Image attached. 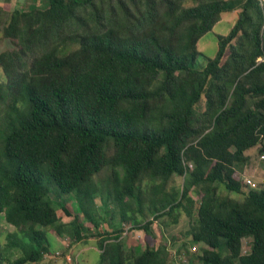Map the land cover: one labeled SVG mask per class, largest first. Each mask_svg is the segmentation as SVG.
Segmentation results:
<instances>
[{
    "label": "trees",
    "instance_id": "trees-1",
    "mask_svg": "<svg viewBox=\"0 0 264 264\" xmlns=\"http://www.w3.org/2000/svg\"><path fill=\"white\" fill-rule=\"evenodd\" d=\"M231 2L237 18L215 55L191 67ZM3 39L0 214L22 254L0 264L40 261L50 230L82 239L56 192L97 228L94 197L113 204L98 264H264V184L242 180L264 149L260 0H46L0 7ZM181 215L185 238L155 239L154 220ZM127 219L145 232L138 251L120 238Z\"/></svg>",
    "mask_w": 264,
    "mask_h": 264
},
{
    "label": "rangeland",
    "instance_id": "rangeland-1",
    "mask_svg": "<svg viewBox=\"0 0 264 264\" xmlns=\"http://www.w3.org/2000/svg\"><path fill=\"white\" fill-rule=\"evenodd\" d=\"M44 3H46V0H0V7H2L5 10H11L14 7L17 8H30V7H43ZM232 4H235L234 2H231L229 7H231ZM232 9L227 10H239L238 5H235L231 7ZM227 15H234V12H230L223 15V19L218 22L210 31L206 32L203 36H201L197 41V48L201 52L195 61L191 63V67L195 69H201L205 66L206 61L209 57H213L217 51L218 47V35H224L228 33L229 27L231 25V21H226ZM235 17V16H234ZM225 18V19H224ZM10 45V42L8 40H0V49H4ZM262 164H264V161H261L258 159ZM248 177L251 179L252 183H259V180L257 178V171H255V174ZM264 174V173H263ZM262 174V175H263ZM255 175V176H254ZM264 176V175H263ZM173 185L180 187L182 184V176H174L172 177ZM60 196L56 199L57 196H53V199L59 202H63L71 211V215L67 216L65 215L60 208H58V214L60 216V220H62L65 223H68L74 215H78V219L80 220L81 224H83L82 229V239H74L70 235V237L66 236H56L53 230H50L49 238L51 242V246L49 248L50 253H56V257H50L47 255H43L42 259L38 262H31L29 264H68L66 262V256L71 255L72 257L76 256L77 263L78 264H98V258L101 250L99 249L98 243L100 238H102V233L105 232V230L109 231L111 228L109 226V217L111 216L110 211L113 210V204L107 200V206L102 203V200L99 195L94 197V203L97 206V217L100 220L99 227H94L92 222L87 219L83 213H81L79 205L75 199L74 196H66L69 194H59ZM193 194V193H192ZM66 196V198H65ZM193 198L195 200L196 196L193 194ZM197 202V201H196ZM109 209V210H108ZM99 215L101 217H99ZM182 216V215H181ZM101 218V219H100ZM119 219V213L116 212L113 215L112 222L117 223ZM148 218L144 219L143 222L145 223ZM130 220V219H129ZM149 220V219H148ZM166 220L163 218L162 221L159 219L156 221L154 220L153 223H151V228L153 229L155 236V239L158 240L160 243L167 242L169 244L170 241H167L168 237L171 236H178L179 238H185V234L183 231H185V228L189 226V219L186 216L180 217L179 221L175 224H165ZM169 222V221H168ZM131 223L133 225L134 229H130L126 235H123L124 237V243L123 245L125 247L131 246L135 248L136 251L139 250L140 247L144 246V235L145 232L142 229L137 228L138 224L131 220ZM122 224V223H121ZM16 228L9 224L5 219L3 214H0V253L5 258V262L8 260H12L16 258L17 256L22 254V248L19 245H10V236L12 234H15L16 237H20L16 233ZM121 231H123V227L121 225ZM84 236V237H83ZM177 240V239H176ZM68 243V246L65 248L63 245V242ZM248 237H244L241 240L242 245V251L246 250L248 247ZM62 242V243H61ZM171 243V242H170ZM178 241L175 243L174 246H169V250L175 251V246H177Z\"/></svg>",
    "mask_w": 264,
    "mask_h": 264
},
{
    "label": "built area",
    "instance_id": "built-area-1",
    "mask_svg": "<svg viewBox=\"0 0 264 264\" xmlns=\"http://www.w3.org/2000/svg\"><path fill=\"white\" fill-rule=\"evenodd\" d=\"M260 2H261V4H264V0H260ZM260 159H262V160H264V149H263V151L260 153ZM189 166L191 167V164L189 163ZM243 182L246 184V185H248V186H252V187H256V186H258L260 183L261 184H264V178H262L259 182V184H257V183H252V181H251V179L250 178H248V177H245L244 179H243ZM122 227H123V231H122V234L123 235H126L127 234V232L131 229V228H133V225H132V223H131V221H124L123 223H122ZM65 244H66V242H65ZM243 245V244H242ZM66 246H68V243L66 244ZM196 249H197V247L195 246V245H192L191 247H190V250L191 251H196ZM169 250V249H168ZM245 250H243V252H244ZM57 253V252H56ZM56 255V254H55ZM169 257L170 258H177V257H179V256H176V252L175 251H171V250H169ZM175 258V259H176ZM174 259V260H175ZM66 262L68 263V264H77V259H76V256L75 257H72L71 255H67L66 256ZM168 264H172V261L170 262V263H168Z\"/></svg>",
    "mask_w": 264,
    "mask_h": 264
},
{
    "label": "crops",
    "instance_id": "crops-1",
    "mask_svg": "<svg viewBox=\"0 0 264 264\" xmlns=\"http://www.w3.org/2000/svg\"><path fill=\"white\" fill-rule=\"evenodd\" d=\"M230 12H234V15H227L226 16V21H231V25L229 27V30L230 28L232 27V25L234 24L236 18H237V14H238V10H225V11H222L221 12V15H220V19L213 25V27L218 23L220 22L222 19H223V15L224 13L227 14V13H230ZM235 16V17H234ZM225 19V18H224ZM212 27V28H213ZM203 36V35H202ZM254 171L253 174H255V171H257V178L258 179H262L264 178V164H262L259 160H255V161H251L249 162L248 166L246 169H244L243 173H242V180L245 178V177H251L252 176V172ZM263 174V175H262ZM255 176V175H254Z\"/></svg>",
    "mask_w": 264,
    "mask_h": 264
},
{
    "label": "clouds",
    "instance_id": "clouds-1",
    "mask_svg": "<svg viewBox=\"0 0 264 264\" xmlns=\"http://www.w3.org/2000/svg\"><path fill=\"white\" fill-rule=\"evenodd\" d=\"M260 181V180H259ZM260 183V182H259ZM152 218V217H151ZM125 221H131V220H125ZM124 222V221H123ZM123 222H121V223H123ZM122 225V224H121ZM133 229V228H132ZM110 231V230H109ZM122 232V231H121ZM54 235H56V234H54ZM56 236H58V235H56ZM64 236H66V237H70V236H68V235H64ZM73 238V237H72ZM120 238L123 240V242H124V237H122V234L120 235ZM76 240V239H75ZM63 242V245H64V247L66 248L67 246H66V244H65V242L64 241H62ZM61 242V243H62ZM241 249H242V244H241ZM243 252V251H242ZM48 254V256H50V257H56V253H50L49 251H47V252H45L43 255L45 256V255H47ZM56 254V255H55ZM78 264V263H77Z\"/></svg>",
    "mask_w": 264,
    "mask_h": 264
}]
</instances>
